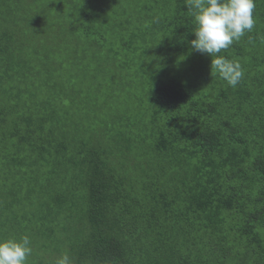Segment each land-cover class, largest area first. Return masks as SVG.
<instances>
[{
    "label": "trees",
    "instance_id": "obj_1",
    "mask_svg": "<svg viewBox=\"0 0 264 264\" xmlns=\"http://www.w3.org/2000/svg\"><path fill=\"white\" fill-rule=\"evenodd\" d=\"M28 1L0 0L14 17L0 16V131L14 129L0 149L7 178L0 239L29 236L26 264H56L62 255L69 264H264V0H255L253 30L220 53L240 63L238 85L211 73L207 93L183 76L160 80L151 102L165 123L146 124V136L130 123L126 132L93 129L96 112L83 107L95 91L88 83L108 73L89 69L99 64L102 33L112 24L98 25L92 12L78 7L81 43L71 46L50 30L47 17L39 18L32 33L38 46L47 41L41 51L13 28L34 20L35 11L22 6ZM159 1L162 13L133 22L134 38L145 45L132 54L128 71L156 48L166 65L198 61L209 70L211 57L191 48L196 25L186 0ZM116 5L132 14L137 6L135 0ZM59 10H52L55 25L71 27ZM23 71L25 77L6 84ZM76 76L84 80L80 85ZM26 84L43 98L40 109L27 106ZM166 160L171 165H159Z\"/></svg>",
    "mask_w": 264,
    "mask_h": 264
},
{
    "label": "rangeland",
    "instance_id": "obj_2",
    "mask_svg": "<svg viewBox=\"0 0 264 264\" xmlns=\"http://www.w3.org/2000/svg\"><path fill=\"white\" fill-rule=\"evenodd\" d=\"M132 1L134 2V0ZM135 3L137 6L135 5L134 14H132L130 9H122L120 6H117L116 0H29L23 3L22 6L35 11V17H31L34 20L21 24L20 26L12 24L13 28L15 27V32L16 29L20 32H16L19 38L28 39V42L33 40L36 49L41 51H44L46 48L47 41L40 42V46H38L39 44L34 40L37 34L32 33L33 24L39 18L44 19L47 17L50 30H56L57 33H60L71 46H80L81 43L82 28L80 27L83 21V15L81 11L78 10V7L86 8L88 11L92 12L98 25L104 21H108L112 24L111 29L102 33L101 50L104 53L103 55L100 53L97 54L99 64L93 65L89 69L90 74H98L101 68L104 72H108L105 77H97L98 83L92 82L87 85L91 90H95L92 98L86 99V104H83V107H87V105L92 106L96 112L93 129L108 126L115 131L124 130L126 132L128 130L125 128V123H130L135 124L131 126V129L135 133H141L146 124L149 123V126L152 127L151 121H154L158 125L160 119V122L164 124L165 120L162 117L164 115L161 114L162 116L159 118L155 110L156 106L151 102V91L159 84L160 80H170L172 75L183 76L187 82L195 85L197 88L204 85L202 89H206V81H214L209 75L211 70H207L209 67L208 63H200L197 61V64L195 63L194 66H187L184 64L166 65L159 57L158 48H156L152 56V53L149 55V57L151 56L149 60L139 58L136 60V66L133 67V70L128 71V65L132 54L134 55L145 45L143 41H137V39L134 38V34L137 32V27L134 23L151 21L157 13L163 12L162 3L159 0H135ZM7 6V4L0 5V10L2 11V13L0 11V16L2 18H12L13 20L14 17L10 16ZM151 6L152 9H150ZM168 7L171 9L174 6L170 4ZM59 8V11L65 15L67 21L71 24V27L68 24L62 29L59 25H55L53 17L54 11L52 10L57 11ZM48 10H51V12ZM155 41L159 45V40L155 38ZM84 43H86L88 47H91V49H95L88 40L85 39ZM153 43L155 44V42ZM129 44L132 45L131 53H126L125 50ZM67 50L69 51L70 49L68 48ZM80 50L82 51L85 49L80 47ZM112 55H119V57H117L118 60H109V56L113 57ZM102 56L105 57L103 58ZM19 62L25 65H31L24 59L19 60ZM106 62L109 68L106 66ZM25 72L26 71H23L20 74L14 73L12 78L6 81V84L10 85L19 81L21 77L27 75ZM75 81L76 84L80 85L84 80L81 76H76ZM22 89L27 93L26 98H24L28 104L27 106L30 107V105H32L40 109L39 107L40 105L42 106L41 103L44 101L43 98L41 100L37 96L33 97V93L27 91V84L23 85ZM205 92H209V88H207ZM64 112L66 113V110ZM1 125H3V123ZM121 126H123V128ZM13 131L14 129L12 128L2 129L0 131V149L2 152H4L6 148L2 139L5 137L6 132ZM142 135L146 136L147 131L143 130ZM148 155L151 156V152H149ZM147 161L150 162L152 166L158 163L156 160L148 157ZM2 164L3 159L0 157V180L2 184L0 193L3 191L4 183L7 179L5 175L3 176L5 170ZM159 165H171V161L166 160ZM193 166L189 168L192 169ZM169 171L171 173L174 172L171 167ZM3 203L4 202L0 200V209ZM223 217L226 220H234V217H231L228 213H225ZM246 247L247 245L242 246V248ZM226 264L243 263L231 260L226 262ZM249 264L255 263L250 262Z\"/></svg>",
    "mask_w": 264,
    "mask_h": 264
},
{
    "label": "clouds",
    "instance_id": "obj_3",
    "mask_svg": "<svg viewBox=\"0 0 264 264\" xmlns=\"http://www.w3.org/2000/svg\"><path fill=\"white\" fill-rule=\"evenodd\" d=\"M186 3L196 25L191 48L211 57V76L218 75L229 86H237L243 77L240 63L220 53L255 27V0H186ZM31 253L27 235L19 240L0 239V264H26ZM56 264H69L68 256L62 255Z\"/></svg>",
    "mask_w": 264,
    "mask_h": 264
}]
</instances>
